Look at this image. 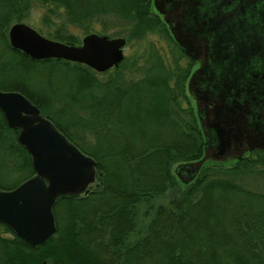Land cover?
I'll return each instance as SVG.
<instances>
[{
  "label": "trees",
  "instance_id": "16d2710c",
  "mask_svg": "<svg viewBox=\"0 0 264 264\" xmlns=\"http://www.w3.org/2000/svg\"><path fill=\"white\" fill-rule=\"evenodd\" d=\"M38 1L65 6L68 23L88 20L93 12L113 13L130 23L126 42L157 34L167 51L148 40L137 58L141 64L123 57L101 73L61 59L31 60L11 49L6 35L30 0H0V90L23 94L92 157L96 180L84 193L57 196L55 232L39 245H28L0 222V264H264V191L241 181L245 174L264 175V151H250L225 167L207 161L186 184L172 171L200 158L203 138L185 93L189 64L179 63L182 55L148 12L149 0H99L106 8L97 0L94 6L90 0ZM51 37L78 43L60 29ZM37 66L46 88L54 86L49 94L33 86ZM127 71L139 75L125 78ZM70 127L90 140L77 143ZM17 133L0 112V166L23 180L33 171ZM14 186L0 183L1 189ZM166 192V203H155ZM141 212L149 214L146 223Z\"/></svg>",
  "mask_w": 264,
  "mask_h": 264
},
{
  "label": "water",
  "instance_id": "95a60500",
  "mask_svg": "<svg viewBox=\"0 0 264 264\" xmlns=\"http://www.w3.org/2000/svg\"><path fill=\"white\" fill-rule=\"evenodd\" d=\"M225 2L209 0L208 5L204 2L210 19L213 20L217 12L231 7L235 1L223 6ZM241 4L239 9L242 13L255 4L256 26L261 32L249 30L239 44L241 55L247 58V73L241 79L245 82L240 102L242 108L230 111V107H218L213 117L219 125L218 129L201 123L204 137L202 155L197 160L179 163L173 168V173L183 184L191 181L205 162H217L212 153L228 141L245 139L249 141L248 149H251L254 147L250 145L253 140L259 143L255 147L264 149V59L261 54L264 50V0ZM195 6L192 0L186 3L190 11ZM191 22L186 25L195 31L194 22ZM6 35L10 48L31 60L61 59L83 64L96 73L117 67L124 57L122 48L126 43L124 37H108L92 32L84 34L77 45L64 43L42 36L23 22L10 24ZM202 73L203 69H200L197 75ZM212 93L201 92L206 100L211 97L219 102L225 100L220 95V89L216 88ZM0 112L7 127L18 129L16 141L27 152L33 171L14 187L0 189V222L28 245H39L55 232L51 209L57 196L86 192L95 178V161L70 142L49 119L41 116L39 109L20 92L0 90ZM196 113L198 119H203L198 107ZM233 113L238 114V118H231ZM258 114L261 120L257 122L255 117ZM227 121H233L232 134L225 126Z\"/></svg>",
  "mask_w": 264,
  "mask_h": 264
},
{
  "label": "flooded vegetation",
  "instance_id": "af4514ba",
  "mask_svg": "<svg viewBox=\"0 0 264 264\" xmlns=\"http://www.w3.org/2000/svg\"><path fill=\"white\" fill-rule=\"evenodd\" d=\"M188 1L190 0H149L148 12L161 22L175 49L189 64L184 80L185 93L194 110L199 128L202 123L203 126H214L218 129L219 125L213 121L218 107L222 109L230 107L228 108L230 111L242 108L240 102L245 82L241 79L247 73V58L241 55L239 44L249 30L259 34L261 32L256 26L255 4L249 6L245 13H242L239 7H242L241 3L248 4L255 0H234L240 3L233 2L231 7L217 12L213 20L210 19L209 11L205 9V4L208 5L209 0H192L196 6L191 11L186 8ZM225 1L227 2L223 6H227L232 0ZM240 14L247 20L241 18ZM189 21L194 22L195 31L186 25ZM261 54L264 59V50ZM200 69H203L204 74L198 76L197 72ZM216 88L222 91L220 95L224 96L225 100L219 102L213 97L206 100L201 94L205 91L214 93ZM197 107L199 114L204 116L201 120L196 113ZM232 117L238 118V114L233 113ZM255 119L257 122L261 120L260 114ZM232 124L233 121H227L225 125L230 134L234 130ZM202 138L204 142L203 135ZM248 142L245 139L228 141L225 146L213 152L212 157L220 163L232 162L250 151H264L261 147H255L259 143L253 140L250 145L254 147L248 149Z\"/></svg>",
  "mask_w": 264,
  "mask_h": 264
},
{
  "label": "rangeland",
  "instance_id": "374dc122",
  "mask_svg": "<svg viewBox=\"0 0 264 264\" xmlns=\"http://www.w3.org/2000/svg\"><path fill=\"white\" fill-rule=\"evenodd\" d=\"M85 1V0H83ZM82 1V2H83ZM96 0L86 3L91 6H94L93 3ZM99 0H97V4L99 5ZM103 5V6H102ZM102 8H106V4L102 3L99 5ZM49 9V10H48ZM65 6H58L56 4L50 3H41L38 0H30L28 9L26 10L25 16L21 18L19 21L15 22H23L33 29H35L39 34L42 36L54 40L51 35L53 31L56 29L61 30V34H71L76 38L77 44H79L81 37L86 33H95V34H103L107 35L108 37H124L127 38L126 34H128L130 29V23L118 17V15H114L113 13H95L91 15V17H87L88 20H76L73 23H68V14L66 12ZM85 8L83 5L79 6V11H84ZM14 23V22H12ZM11 23V24H12ZM153 40L156 43V46L162 48L164 54L166 55L167 51V44L165 43L164 39L162 40L158 37L157 34L147 33L141 39L130 40L127 41L122 48L123 56L127 57L128 60H132L133 58H138L141 54L142 50L147 47V41ZM58 41V40H57ZM61 42V41H60ZM74 44V45H77ZM186 59L183 57L180 64L185 63ZM138 64H141V61L137 59ZM128 63H125L127 66ZM42 66H37L36 74L37 76L33 79L32 83L35 88H45L46 93L49 94V91H53L52 89H47L45 85V81L43 79ZM41 72V73H40ZM125 78H134L139 75L136 72H125ZM45 85V86H44ZM4 91V90H3ZM66 102V100H65ZM64 102V103H65ZM71 110L76 111L77 113L81 114V111L71 108ZM69 114V107H66L63 110V118L65 119ZM69 130L71 131V135L75 139L77 143L83 144L84 141H89L90 137L86 134V132L81 131L78 127H70ZM84 136V137H83ZM248 155V154H247ZM223 167L229 166V162H223ZM172 167V171H173ZM22 179L18 175L16 171H8L5 172L4 167L0 166V183H4L10 186L17 185ZM241 181L248 187L256 190L264 191V175L258 174H245L241 177ZM96 183V180L93 181L92 185ZM1 189V188H0ZM5 190V189H4ZM169 197V192H166L162 196H160L155 203H162L165 204L167 198ZM139 216V219L146 223L149 218L148 215L142 214ZM136 236L131 234L129 236V240H135Z\"/></svg>",
  "mask_w": 264,
  "mask_h": 264
}]
</instances>
